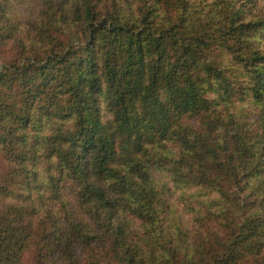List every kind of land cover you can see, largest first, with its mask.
Wrapping results in <instances>:
<instances>
[{
    "label": "trees",
    "instance_id": "1",
    "mask_svg": "<svg viewBox=\"0 0 264 264\" xmlns=\"http://www.w3.org/2000/svg\"><path fill=\"white\" fill-rule=\"evenodd\" d=\"M25 1L0 0V264H264L254 0Z\"/></svg>",
    "mask_w": 264,
    "mask_h": 264
},
{
    "label": "rangeland",
    "instance_id": "2",
    "mask_svg": "<svg viewBox=\"0 0 264 264\" xmlns=\"http://www.w3.org/2000/svg\"><path fill=\"white\" fill-rule=\"evenodd\" d=\"M32 2H33V0H26L25 4H23L22 6H30L31 5L30 3H32ZM254 2L256 3V5H255L256 8L255 9L257 10V13L259 12L258 14H260V15L263 14L264 13V0H254ZM22 6H20L19 8H21ZM237 106H238V110L239 111L241 110V107H242L243 109L246 110L245 112H249L253 108V106H251V104L247 103L246 101H241V102L239 101L237 103ZM254 112L255 111H253V113ZM253 113H251V111L248 113V115L250 116L249 117L250 120L255 119ZM192 190L193 189H190L189 192L192 191Z\"/></svg>",
    "mask_w": 264,
    "mask_h": 264
}]
</instances>
